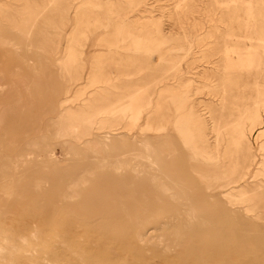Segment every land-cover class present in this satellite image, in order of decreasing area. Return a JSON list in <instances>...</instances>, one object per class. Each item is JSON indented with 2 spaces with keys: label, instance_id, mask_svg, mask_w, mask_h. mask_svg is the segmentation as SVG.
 <instances>
[{
  "label": "rangeland",
  "instance_id": "obj_1",
  "mask_svg": "<svg viewBox=\"0 0 264 264\" xmlns=\"http://www.w3.org/2000/svg\"><path fill=\"white\" fill-rule=\"evenodd\" d=\"M0 75L3 258L264 264V0H0Z\"/></svg>",
  "mask_w": 264,
  "mask_h": 264
},
{
  "label": "bare ground",
  "instance_id": "obj_2",
  "mask_svg": "<svg viewBox=\"0 0 264 264\" xmlns=\"http://www.w3.org/2000/svg\"><path fill=\"white\" fill-rule=\"evenodd\" d=\"M18 70V69H17ZM15 71V70H14ZM16 72V71H15ZM13 73V78L16 82V79L18 78V75L17 73ZM18 72V71H17ZM12 75V74H11ZM1 76V75H0ZM18 81V80H17ZM15 84V83H14ZM26 86V85H24ZM23 86V87H24ZM1 88V87H0ZM9 88V87H8ZM32 88L33 86H26V91H27V94H33L34 91H32ZM3 89V88H2ZM20 95V94H19ZM18 96V94H17ZM21 96V95H20ZM19 97V96H18ZM27 97V95H26ZM20 98V97H19ZM28 99V97H27ZM20 100V99H19ZM28 101V100H27ZM20 103V101H17ZM25 102V101H24ZM23 105H25L23 102H21ZM17 104V103H15ZM20 105V104H19ZM28 105V103H27ZM17 106V105H15ZM13 106V107H15ZM22 107V105H20ZM29 106V105H28ZM24 107V106H23ZM26 107V106H25ZM24 107V108H25ZM29 108V107H28ZM27 108V109H28ZM15 109H18L19 110V107L18 108H15ZM26 109V108H25ZM22 110V109H21ZM20 110V111H21ZM24 110V109H23ZM22 110V111H23ZM30 110V109H29ZM28 111V110H27ZM32 111V110H31ZM25 112V111H24ZM17 112L12 110L11 109V115H10V119H9V123L14 121L16 122L15 120L18 119V114H16ZM23 113V112H22ZM27 113V112H26ZM21 116V115H20ZM17 117V118H16ZM22 117V116H21ZM2 121L0 119V126H5V125H2ZM13 122V123H14ZM19 122V121H18ZM5 123V122H4ZM12 123H10L11 125ZM16 124V123H15ZM8 125V126H10ZM13 125V124H12ZM18 125V124H17ZM6 133V132H5ZM10 143V142H9ZM52 156V155H51ZM55 157V155H54ZM131 158H139L140 160H145L147 161L148 163L151 162L150 158L144 154V153H139V154H131L130 156H126V160L125 162H127V160H129ZM52 158V157H51ZM113 156L111 157H108V156H105L103 158H101V161L96 163L95 166L97 167H100V168H103V167H111V166H114V165H119L121 166V159H123V157L120 159L116 158L117 161H113ZM40 160V159H38ZM50 160V159H49ZM92 161V160H91ZM98 161V160H97ZM90 162V161H89ZM96 162V161H95ZM68 163V162H67ZM79 166H82L81 163L79 162H76L74 164H69L67 165L65 168H62L61 169V172L63 173V175H60V174H57V182H56V191H57V194H58V198L60 199V201L62 202V204L64 205H68L67 203H70L71 201H76L78 203V205L76 207H71L68 205L69 207V212L71 214H74L76 215V213L78 214H85V216H80V217H86V218H92L94 217L95 215L98 214V211L100 209V206L98 204V200H99V195L102 193L104 195V198L107 199L108 198V195L106 192L104 191H99L98 189L96 188H93V189H89L88 191H85L84 193H82L79 197L75 194V192L73 190H69L67 188V182L69 180V178H71L73 175H74V172L76 171V167H79ZM42 171H46L47 169L46 168H42L41 169ZM120 171V170H119ZM133 171V170H132ZM48 173V172H46ZM137 173V171H136ZM141 174V173H140ZM139 174V175H140ZM1 175V178H3V180L5 179V176L4 174H0ZM134 175H136L134 173ZM37 180H42V179H37ZM36 180V181H37ZM4 182V181H3ZM15 183V182H14ZM15 186V185H14ZM14 186H9L8 188H3V191L4 192H7V195H8V198L14 196V195H17V196H21L22 195V192H15L14 191ZM35 186H38L37 183H35ZM72 187V186H71ZM238 214V213H237ZM35 233V232H34ZM1 238V237H0ZM29 239V238H28ZM30 240V239H29ZM153 241V240H152ZM5 242V241H4ZM11 244V243H10ZM21 244V243H20ZM57 245V244H56ZM58 246V245H57ZM3 248V247H2ZM48 248V247H47ZM17 250V249H16ZM56 250V249H55ZM1 251V250H0ZM3 251V250H2ZM1 251V252H2ZM1 252H0V260L1 261H5V264H16L14 262V260L12 259H9V258H3V256L1 255ZM22 253V252H21ZM8 255V254H7ZM31 257V256H30ZM36 264V263H35Z\"/></svg>",
  "mask_w": 264,
  "mask_h": 264
}]
</instances>
